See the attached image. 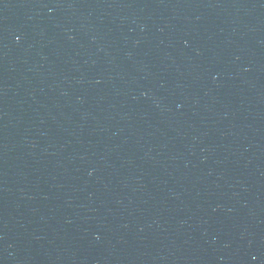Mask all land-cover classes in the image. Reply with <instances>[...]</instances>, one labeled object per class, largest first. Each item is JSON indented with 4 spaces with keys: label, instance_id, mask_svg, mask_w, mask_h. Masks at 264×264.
I'll return each instance as SVG.
<instances>
[{
    "label": "water",
    "instance_id": "water-1",
    "mask_svg": "<svg viewBox=\"0 0 264 264\" xmlns=\"http://www.w3.org/2000/svg\"><path fill=\"white\" fill-rule=\"evenodd\" d=\"M0 264H264V0H0Z\"/></svg>",
    "mask_w": 264,
    "mask_h": 264
}]
</instances>
